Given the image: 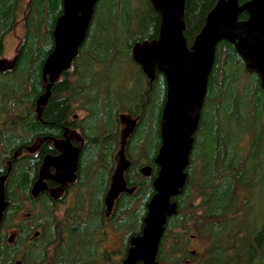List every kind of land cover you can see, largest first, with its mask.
Instances as JSON below:
<instances>
[{"label": "trees", "instance_id": "16d2710c", "mask_svg": "<svg viewBox=\"0 0 264 264\" xmlns=\"http://www.w3.org/2000/svg\"><path fill=\"white\" fill-rule=\"evenodd\" d=\"M135 1L134 6L131 0L96 2L71 67L64 71V79L50 88L43 117L51 125H45L39 121L36 101L46 90L42 67L53 46L52 26L62 12V0H29L27 6L22 5L23 0H0V55L19 13H25L26 26L16 62L0 72V120L10 115V140L4 136L7 126L2 133L5 138L0 137V167L4 160L1 152L10 150L11 154L17 145L31 143L41 133L59 130L66 118L64 103L72 98L69 88L73 80L82 99L93 106L88 129L95 139L81 161L79 200L67 212L68 219L62 221L55 216L54 204L45 200L33 225V229H41L37 240L28 242L26 237L33 229L26 227L20 229L16 240L21 249L15 257L22 264H122L129 236L143 225L146 203L154 193L153 176H142L138 165L141 159L152 161L160 145L166 83L157 71L150 82L132 59V45L156 38L160 20L149 0ZM105 2L109 3L110 18L102 19L104 26L98 29ZM215 2L185 1L184 36L188 45ZM126 11H132L139 20L136 28L129 27ZM245 17L246 13L240 15ZM128 110L141 111L142 117L128 144L135 164L128 170L127 185L136 189L132 194H122L117 209L107 216L103 198L114 160L107 151L109 138L105 133L114 126L115 112ZM192 155L185 185L172 198L177 202V212L165 223L156 264H264V218L258 221L261 201L253 202L254 190H258L260 200L263 198L257 187H264V90L258 76L245 70L241 57L226 40L218 42L215 50ZM36 157L39 161L40 156ZM35 172L34 166L27 169L20 161L14 162L7 184L10 207L2 229L7 228L9 214L18 213L30 199ZM60 223L64 225L61 229ZM122 228L123 258L113 262L115 254L107 251L106 238ZM62 232L67 237L60 244ZM9 247L0 233V264L14 263Z\"/></svg>", "mask_w": 264, "mask_h": 264}, {"label": "water", "instance_id": "95a60500", "mask_svg": "<svg viewBox=\"0 0 264 264\" xmlns=\"http://www.w3.org/2000/svg\"><path fill=\"white\" fill-rule=\"evenodd\" d=\"M97 1H62V13L53 29L54 44L42 67V73L49 82L45 85V92L36 101L37 111L46 102L54 80L70 67L84 41ZM149 1L160 17L158 34L156 38L134 43L131 56L150 80L154 79L156 70L165 78L166 94L160 120L161 144L155 157L159 169L152 182L154 193L147 203L141 233L130 237V247L122 264L157 263L156 256L165 223L168 217L177 212V202L172 198L181 193L186 182L185 169L189 163L218 42L226 40L233 45L245 70L258 76L264 90V0H216L190 45L184 36L186 0ZM242 13H246L245 18H240ZM11 65L0 59V71ZM121 119L126 127L120 157L105 197L107 211L111 210L119 193L133 191L132 187L126 186L124 179V171L130 165L124 154V145L135 121L124 117ZM60 144L57 142L55 145L60 147ZM63 145L71 152L65 168L61 170L60 166L63 155L45 156L39 178L32 187L34 195L46 188L43 178L51 177L62 182L75 178L78 149L72 150L67 142ZM50 165L56 167V174L48 172ZM140 171L143 175H149L151 169L150 166H143ZM6 176L0 175V223L7 206L4 192Z\"/></svg>", "mask_w": 264, "mask_h": 264}, {"label": "flooded vegetation", "instance_id": "af4514ba", "mask_svg": "<svg viewBox=\"0 0 264 264\" xmlns=\"http://www.w3.org/2000/svg\"><path fill=\"white\" fill-rule=\"evenodd\" d=\"M28 2H29V0L25 1V6H27ZM24 14L25 13L22 14L21 20H16L15 25L13 26L12 30L10 31V33L14 34V31H15V28L17 27V25L20 23L22 24L23 31H22L21 35H17V45H16L14 56L12 57L11 60L0 57V59H4L8 63H12L11 67L16 62L18 55H19V51H20V45L25 40L24 36L26 33V26H25V22H24V19H25ZM55 22H56V20H55ZM54 26H55V23L52 26L53 44H54V38H53ZM71 65H72V62H71ZM71 65H70V67H71ZM11 67H9L8 69H6L4 71L9 70ZM69 68L67 70H69ZM67 70H65V71H67ZM4 71H0V72H4ZM156 71H155V75H156ZM142 72H143V70H142ZM63 73H64V71L54 80L53 83L61 82L64 79ZM42 75H43V73H42ZM144 75L147 77V75L145 73H144ZM154 79H155V77H154ZM154 79L153 80L149 79V81L153 82ZM43 81L44 82L47 81V83H48L49 82L48 77L47 76L44 77V75H43ZM71 86L72 87L69 88V91H72L70 94L72 98L70 99L69 102L64 103V106L66 107V113H65L66 118L63 121L64 123L59 125V130L54 131V132L51 130V131L39 134L38 136H36L34 138V140L31 143H28V144L21 143V144L17 145L11 151V154H10V150L8 153L7 152L6 153L1 152V157H4V160H3L2 167H0V175L7 174L6 180L4 182V192H5V200L7 201V206L3 212V217H2L1 223L4 220L5 212L10 207V186L7 187V184L10 180V174L13 170L14 162L16 160L20 161L22 163V165H25L27 167V169H29L32 166L36 167V172L33 175V178H32L31 183H30V188H29L30 199L26 200L24 208L21 209L18 213L11 214V215L9 214V221H8L6 229H2L1 223H0V233H2V235L5 237L6 243L8 245H10V247H9L10 253L15 258L13 264H17V262H19V264H22L21 259L15 257L17 252H19L21 249L20 246L16 245V240L18 239L19 233H22L20 231V229L24 230V227H26L25 229H30V230L33 229V225H35V220L38 216L37 214L43 210L45 200L49 199V201H51V203L54 204V206L56 208V212H57L55 216L57 217L58 221L68 219L66 217L67 212L69 211L71 206L75 202H78V200H79V193H80L79 186L81 185V183L77 182V181L79 179V176L81 175V171H80V168L82 167L81 161H82V158L84 159L86 152H89L90 148L92 147L91 146L92 141L95 139L94 136L92 134H90V131L88 129V123H89L88 121L92 115L91 108L93 106L88 101V99L86 101H84L82 99V95L79 94L80 88H79L76 80H73V84ZM50 96H51V92H50L46 102L42 103L39 106V111H37V108H36V112L38 114L39 121L45 125H51L50 124L51 122H48V120L43 117V113L46 109L47 101H48ZM202 109H203V107H202ZM201 114H202V111H201ZM122 117L135 121L134 126L132 128V131L126 137V142L124 145V154L130 162V165L124 171V179H125L126 186L130 187V188L132 187L133 191L132 192L123 191V192L119 193L118 196L114 199L111 210L107 211V208L105 205V197H106V194H107L108 189L110 187V183H111L114 171L116 169V165H117L119 157H120L119 151L121 149V143L123 140V133H124V130L126 127V123L124 121H122V119H121ZM141 118H142L141 117V111L140 112H134L131 110H128L126 112L116 111L115 112V122H113L114 126L111 127L110 130L106 131V133H105V134H107V136L105 135V137L109 138V140L107 141L109 149L107 148V151L109 152V150H110L111 158H113V160H114V163L112 166V171L108 177L109 180H108L107 189H106V192H105V195L103 198L104 210H105V214L107 216L113 214V211L115 209H117L118 201H119V198L122 194H124V193L132 194V193H134V191L136 189V186H134V185H132V186L127 185L128 170L132 165L135 164L134 160L130 154V151H128V149H129L128 144H129V141L134 137V135H135L134 131L137 128L138 123L141 121ZM200 119H201V116H200ZM199 123H200V120H199ZM5 126H7V129H6L7 130V136L5 135V133H4V136L10 140V115L6 120H4V119L0 120V137L2 139L5 138L2 135V133L5 132V130H4ZM159 128H160V124H159ZM198 128H199V124H198V127L194 133V140H193L192 149H191L190 154H189L188 166L190 165V163L192 162V159H193L192 152H193V148H194L195 135H196ZM159 134H160V132H159ZM98 140H99V138H98ZM160 141H161V138H160ZM55 142L61 143L60 147H57L55 145L56 144ZM64 142H67L69 144V146L72 148V150L78 149L77 166H76V170L74 172L75 178L72 181H66V182H62L60 180H56V179H53L51 177L43 178L42 180L45 183L46 188L39 191L36 195H34L32 193V187H33L35 181L39 178V170H40L41 166L43 165L45 156L63 155L64 158L62 156L63 160L61 159L62 161H61L60 166H61V170L65 168L64 166L66 165L71 152H70V149H68L65 145H63ZM160 144H161V142H160ZM110 146H111V149H110ZM159 147H160V145H159ZM159 147L157 148V151H156L154 157L152 158V161H148V160H146V158L141 159L139 161L138 170L142 176H144V177L153 176V179L156 177L159 167L155 162V157L158 153ZM36 156H40L39 161L36 160L37 159ZM143 166H150L151 171H150L149 175H143L141 173L140 169ZM155 167L157 169H155ZM187 167H186V169H187ZM186 169H185V171H186ZM83 170H82V173L84 176L85 173ZM48 172L51 175L56 174V167L53 165H50L48 167ZM186 174H187V171H186ZM186 178H187V176H186ZM153 179H152V182H153ZM172 200H174V199H172ZM147 203H146L145 214L147 212ZM144 216L142 218V222H143ZM10 217H12L11 220H10ZM15 217H20L21 220L19 222H16V220L14 221ZM62 227H64V225L62 223H60L59 228L61 229ZM142 227H143V225H142ZM142 227H141V229H142ZM141 229L138 233H134V234L130 235L129 239L132 236H136V235L140 234ZM123 231H125V228H122V232ZM40 232H41L40 227H36L35 229L31 230V232L29 231L28 236L26 234V236H27L26 238H27L28 242L36 241ZM61 234L62 235H61L60 241H59L60 244L67 237V233H65V232H62ZM129 247H130V241H128L127 247H125L126 252H127Z\"/></svg>", "mask_w": 264, "mask_h": 264}, {"label": "rangeland", "instance_id": "374dc122", "mask_svg": "<svg viewBox=\"0 0 264 264\" xmlns=\"http://www.w3.org/2000/svg\"><path fill=\"white\" fill-rule=\"evenodd\" d=\"M24 2L22 3V5L24 4L25 5V1L26 0H23ZM107 7H106V10H105V6L102 7V10L100 11V15H103V18H100L98 23H97V26H98V29H102L103 28V24L105 23L103 20L104 18L105 19H108L110 18L109 17V11H108V5L109 3L108 2H105ZM131 3H132V6H134V3L136 4L137 1L135 0H131ZM141 5V4H140ZM141 8H142V5H141ZM144 11V10H143ZM127 15L125 14L124 16H127V19H129V27L131 29H134L136 28V26L138 25V22L139 20L136 19V17L134 16V14H132V11L128 12L126 11ZM106 16V17H105ZM21 17H22V14H18V17L16 20H21ZM103 19V20H102ZM147 28L149 30H151L152 28V23L148 24ZM97 30V29H96ZM22 24H18L17 27L15 28V31H14V34L13 33H9L5 39H4V44H3V51H2V54L0 55V57H3V58H6L8 60H11L12 57L14 56L15 54V49H16V45H17V35H21L22 34ZM134 34H136V32H133ZM132 33V34H133ZM232 128L235 130V132L237 133L236 131V126L235 124H232ZM232 133L231 132V135H236V133ZM247 148H248V144H247ZM261 158H263V156H261ZM262 171V169L260 170V172ZM257 189H259L263 195V198L262 200L259 199L258 197V190H254V196L255 198H253V202L255 203H258L259 204V201L261 205L258 206V209L259 210V214L261 216H259L258 218V221H260L261 218H264V187L263 186H258ZM16 220V222H19L21 220L20 217H15L14 221ZM124 238V235H123V232L122 230L120 231H117V232H110L108 237L106 238V246L108 247V252L112 253V254H115L113 256V262H121L122 258H123V253H122V240ZM195 245V244H193ZM195 246H198V244H196Z\"/></svg>", "mask_w": 264, "mask_h": 264}]
</instances>
